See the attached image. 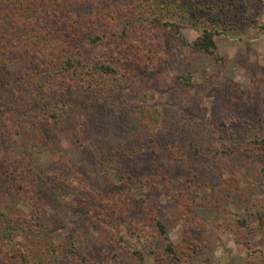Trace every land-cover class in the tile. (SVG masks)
Returning a JSON list of instances; mask_svg holds the SVG:
<instances>
[{
    "label": "rangeland",
    "instance_id": "374dc122",
    "mask_svg": "<svg viewBox=\"0 0 264 264\" xmlns=\"http://www.w3.org/2000/svg\"><path fill=\"white\" fill-rule=\"evenodd\" d=\"M263 1L251 0L249 8L250 17L261 24ZM138 30L134 33L138 36L149 33L144 43H153L147 42L145 60L139 57L120 67L118 87L99 96L101 121L95 122L92 142L95 150L105 152V164H119L123 173L137 179L166 174L169 181L163 179L162 187L154 183L128 187L117 172L105 168L100 156L87 150L82 157L74 135L79 96L68 117L54 129L38 137L28 133L33 130L30 116L40 121L36 115L40 106L37 110L24 99L33 94L32 86H23L17 101L21 108L0 113V204H7L6 216L15 228L12 240L0 237V249L10 257L36 246L44 230L37 217L40 208V215L53 222L51 235L63 250L61 264H143L135 251L142 252L144 264H155L165 243L153 225L152 213L159 214L169 238L179 243L186 221L176 197L181 190H190L196 201L191 213L206 223L199 232L206 249L193 264H264V225L254 206L256 202L264 206V149H253L264 125V33L240 25L217 36L223 58L218 60L181 48L172 33L153 30L149 24L139 23ZM183 35L193 41L199 32L185 28ZM130 36L93 48L92 53L104 58L119 52L133 39ZM10 67L18 72L14 63ZM186 77L192 86L185 84ZM231 171L240 173L237 193L224 183ZM46 179L52 189L42 192L40 183ZM86 186L92 194H102L107 203L122 200L125 218L113 226L99 223L95 209L90 211L82 201ZM242 218L253 230L246 247L236 242L233 231ZM16 259L11 264H36Z\"/></svg>",
    "mask_w": 264,
    "mask_h": 264
},
{
    "label": "trees",
    "instance_id": "16d2710c",
    "mask_svg": "<svg viewBox=\"0 0 264 264\" xmlns=\"http://www.w3.org/2000/svg\"><path fill=\"white\" fill-rule=\"evenodd\" d=\"M250 2L251 0H124L117 4H98L94 0H0V113L16 112V107H20L17 101L24 92L22 87L32 86L33 97L24 99L37 107V110L40 106L39 113H36L40 121L32 119L29 114L33 130L27 131L38 137L54 129L56 123L64 121L79 96V106L74 112V116H78L74 135L83 149L82 157L90 150L100 156L101 163L105 164L106 160L102 161L106 159L105 152L98 147L95 150L96 145L92 142V136H96L93 129L95 122L101 121L99 107L103 100L99 96L118 87L116 80L120 67L125 68L139 57L141 60L146 59L149 50L145 48H148V41L144 43L146 39L143 37L149 33L143 36L134 34L140 31H135L137 25L146 23L153 30L170 32L178 39L181 48L189 47L195 53H206L221 60L223 58L218 53L217 36L229 33L240 25L252 26L264 33V24L249 15ZM185 28H194L199 35L195 40L189 41L183 35ZM130 34L134 35L133 39L125 42L119 52L104 58L92 53L93 48L126 40ZM11 63L17 66L18 72L9 68ZM186 78L188 80H185V84L192 86L189 77ZM75 92L77 95L72 96ZM26 111L23 110L25 113ZM104 128L109 130L108 125ZM41 129L43 132L39 131ZM260 129L261 134L253 142V149L256 150L264 149L263 124ZM105 168L117 172L128 187L150 183L162 187L163 179H169L166 174L137 179L132 173H123L119 164L110 162L105 164ZM240 181V173L231 171L229 180L224 183L237 193ZM165 185L167 187V183ZM51 187L46 179L40 183L39 190L49 191ZM86 188L82 201L87 203L90 211L95 209L93 211L97 213L96 220L99 223L113 226L118 220L125 218L127 212L123 213L121 210L122 200L107 203L102 194L98 197L88 191V186ZM181 191L176 201L186 221L182 241L172 242L165 222L158 213H152L153 225L165 243L163 251L157 252L155 264H193L194 258L206 249L201 233L199 234L206 226L205 219L191 213V204L196 202L192 191ZM92 196L96 201L92 200ZM33 203L36 205V202ZM95 203H99L100 207H95ZM254 206L259 213L260 225L263 226L264 206L258 202ZM6 209L8 206L2 201L0 237L12 240L15 228L6 216ZM38 212L41 214L40 208ZM40 214L37 217L41 219L44 230L41 231L36 246L28 253L16 252L10 257L0 249V264H11L14 257L16 260H34L36 264H61L60 255L63 250L59 249L60 246L51 235L53 222L46 219L45 214ZM248 222L247 218L238 219L233 228L236 242L241 247H246V239L253 231ZM3 223L8 226L6 229L3 228ZM143 233L148 237L146 232ZM121 241L124 246L122 238ZM71 251L73 254L77 253ZM134 253L144 264L142 252ZM80 258L85 259V256Z\"/></svg>",
    "mask_w": 264,
    "mask_h": 264
}]
</instances>
